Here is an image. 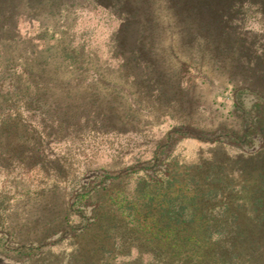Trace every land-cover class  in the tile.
<instances>
[{
	"label": "rangeland",
	"instance_id": "obj_1",
	"mask_svg": "<svg viewBox=\"0 0 264 264\" xmlns=\"http://www.w3.org/2000/svg\"><path fill=\"white\" fill-rule=\"evenodd\" d=\"M112 2L105 8L96 0H62L55 16L43 18L27 16L18 5L21 1L13 0L17 28L4 42L8 54L18 65L41 62L46 56L58 62L64 53L92 64L102 74L99 82L91 73L79 78L95 84L101 94L116 90L114 122L120 131L95 134L91 122L81 125V134L39 135L40 152L31 159L22 153L0 156L1 264L168 263V256L152 255L155 245L145 243L133 227L136 204L147 206L165 189L163 177L157 184L145 178L144 167L154 158L161 174L199 169L220 176L230 182L227 207L249 221L264 218V184L259 177H264V126L260 133L249 128L255 97L239 91L256 88L242 78L252 72L246 68L247 73L236 75L228 59L203 39L177 36L184 26L165 29L176 16L167 5H159L163 12L154 13L151 25L160 37L149 52L164 74L163 90L144 83L146 90L134 85L117 92L124 82L113 72L121 20L116 14L119 0ZM259 20L248 12L238 31L241 40L231 47L234 58L241 53V63H246L245 56L254 61L264 54V24ZM169 32L177 39H167ZM257 89L264 95V86ZM88 96L98 98L94 91ZM20 115L23 120L29 117ZM107 176L116 179H103ZM151 176L160 179L158 172ZM94 208L98 222L90 227ZM217 212L209 218H219Z\"/></svg>",
	"mask_w": 264,
	"mask_h": 264
},
{
	"label": "trees",
	"instance_id": "obj_2",
	"mask_svg": "<svg viewBox=\"0 0 264 264\" xmlns=\"http://www.w3.org/2000/svg\"><path fill=\"white\" fill-rule=\"evenodd\" d=\"M20 1L18 5H22L23 13L33 17L52 18L62 6V0ZM112 1L96 0V3L107 8ZM12 4L13 0H0V32L6 31L0 33V156L22 153L30 155L31 159L40 152L39 135L57 138L71 131L81 134V125L91 122V131L95 134L119 132L114 122L116 90L101 94L95 84H86L79 78L91 73L99 82L102 74L92 64L84 65L78 55L64 53L58 62H50L53 56H46L41 62L24 61L18 65V60L8 54L4 42L12 38L17 28L18 14L14 15ZM159 5L163 8L167 5L176 16L165 29L169 25L184 26L183 30L175 32L177 36L180 33L189 40L203 39L208 47L218 50V56L228 59L236 75L247 73L246 68L252 72L242 78L256 88H240L239 91L255 97L249 128L253 133H260L264 126V95L257 87L264 86V54L254 61L245 56L244 64L242 58H238L241 53L233 57L231 47L238 43V38L241 40L238 31L248 12L258 16L259 22L264 24V0H119L116 14L121 26L115 35L113 59L117 66L113 72L124 82L117 92L124 86L130 91L134 85H142L146 90L144 83L150 88H163L164 74L149 52L152 44H158V34L151 24L154 13L163 12ZM154 22L156 25L157 21ZM174 26L168 30H174ZM177 36L169 32L165 37L173 41ZM255 74L261 76L255 77ZM139 79L141 81L137 82ZM91 91L98 98L88 96ZM162 95L163 92L157 95L158 101ZM21 112L29 117L23 120ZM32 123L41 129L40 133ZM28 143L30 147L26 148ZM156 165L157 158H154L152 165L148 163L144 167L145 178L157 184L163 177L165 189L159 194L161 197L155 195L147 206L136 204L133 227L134 234H141L146 238L145 243L155 245L152 247L154 257L170 258L168 263L160 264H264V218L260 222L249 221L225 205L231 195L227 193L231 190L230 182L199 169L187 174H161ZM155 172L160 174L159 180L151 176ZM259 177L264 184L263 175ZM103 179L115 180L116 177ZM259 198L254 200L261 203ZM216 211L219 218H209ZM91 216L90 227L98 222L95 208Z\"/></svg>",
	"mask_w": 264,
	"mask_h": 264
}]
</instances>
